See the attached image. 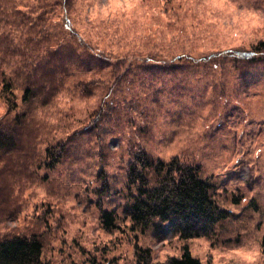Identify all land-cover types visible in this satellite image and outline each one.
<instances>
[{
	"label": "rangeland",
	"instance_id": "1",
	"mask_svg": "<svg viewBox=\"0 0 264 264\" xmlns=\"http://www.w3.org/2000/svg\"><path fill=\"white\" fill-rule=\"evenodd\" d=\"M260 43L264 0H0V129L16 140L0 150V237H38L43 264H136L138 246L165 264L185 244L204 264H264ZM140 151L200 165L229 218L187 242L132 230Z\"/></svg>",
	"mask_w": 264,
	"mask_h": 264
},
{
	"label": "trees",
	"instance_id": "2",
	"mask_svg": "<svg viewBox=\"0 0 264 264\" xmlns=\"http://www.w3.org/2000/svg\"><path fill=\"white\" fill-rule=\"evenodd\" d=\"M69 3L70 0H65L66 6ZM65 19L69 22L67 16ZM68 22L66 25L70 29ZM259 49L255 52L264 51V43H260ZM240 55L251 57L255 53ZM2 92L6 94L11 110H14L17 104L10 99L11 82L4 83ZM33 94V87L28 85L23 100L29 101ZM10 130L0 129V150L16 146L15 135ZM215 190L216 185L203 177L200 165L184 162L178 156L169 161L155 159L146 151H140L127 168L126 214L132 223L131 229H152L162 237L169 224L172 234L184 242L209 236L219 223L230 216L229 211L223 210L215 199ZM234 202L239 203L238 199ZM102 220L108 230L117 227V217L111 211H104ZM42 250V242L34 235L0 237V264H43ZM136 253V264H153L151 250L138 246ZM165 264L204 263L193 256L188 244H185L181 256L171 257Z\"/></svg>",
	"mask_w": 264,
	"mask_h": 264
}]
</instances>
